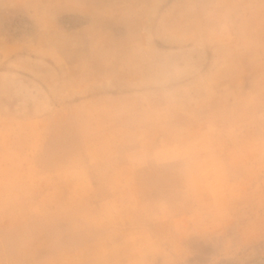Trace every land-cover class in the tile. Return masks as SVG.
I'll list each match as a JSON object with an SVG mask.
<instances>
[{
    "label": "rangeland",
    "instance_id": "rangeland-1",
    "mask_svg": "<svg viewBox=\"0 0 264 264\" xmlns=\"http://www.w3.org/2000/svg\"><path fill=\"white\" fill-rule=\"evenodd\" d=\"M0 264H264V0H0Z\"/></svg>",
    "mask_w": 264,
    "mask_h": 264
}]
</instances>
